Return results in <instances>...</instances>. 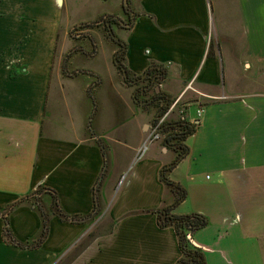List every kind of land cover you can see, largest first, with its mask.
<instances>
[{"label":"crops","instance_id":"obj_1","mask_svg":"<svg viewBox=\"0 0 264 264\" xmlns=\"http://www.w3.org/2000/svg\"><path fill=\"white\" fill-rule=\"evenodd\" d=\"M116 1L118 11H100L94 21L113 16L127 22L124 0ZM129 7L136 15L132 26L113 30L126 45L122 64L135 77L152 66L165 73L137 86L117 69L113 39V70L106 78L74 65L81 51L56 64L59 12L47 13L36 27L38 37L23 12L26 18L13 31L6 26L8 43L0 45V213L41 187L78 221L60 218L52 196L40 193L45 239L35 249L10 244L0 216V264H176V232L159 226L157 212L175 201L160 171L178 153L164 140L142 160L134 163V157L162 104L152 97L162 93L173 101L190 83L194 91L181 100L195 131L183 142L187 155L168 173L186 198L172 214L207 219L192 235L206 264H264V84L257 80L264 74V0H130ZM41 34L45 44L37 43ZM85 51V58L98 55V47L93 55ZM199 100L204 113L196 119ZM8 221L20 243L41 234L42 213L32 200L16 206Z\"/></svg>","mask_w":264,"mask_h":264},{"label":"trees","instance_id":"obj_2","mask_svg":"<svg viewBox=\"0 0 264 264\" xmlns=\"http://www.w3.org/2000/svg\"><path fill=\"white\" fill-rule=\"evenodd\" d=\"M129 1L128 0V7L126 8V11L131 14L130 21H128L127 25L124 23H121V20H119L116 17L113 16H106L104 18L99 19L98 21L94 22H87V23H82L80 25H76L71 29V33L75 31H79V28H90L93 29L99 25H103L106 31L110 34L111 39H113L116 44L119 46L118 52L114 55V62L116 64L117 69L122 73L124 79L126 82H128L131 86H137L140 82H144L147 79L151 77L152 79H157L159 75H164V70L157 68L156 66H152L149 69H147L144 73L143 76L140 77H135L132 75L122 64V60L125 54L126 50V45L123 43L121 40H119L116 35L114 34V31L112 29V26L118 22L121 23L122 25H125L127 27H131L133 24V21L135 19L134 14L130 11L129 7ZM84 37L88 38L89 41L91 42L92 45V51L91 53H88L90 55H93L96 52V42L95 39L92 35L85 33L83 35ZM81 51L80 49L73 50L72 52H79ZM158 69V70H157ZM72 74H77L72 73ZM148 87H145L146 89ZM141 91L140 88H137L135 91V97L137 99L139 92ZM89 94L91 97V87L89 89ZM151 102L161 104V107H159V113L158 116H160L166 108L170 105L172 102L170 98H168L165 94H157L154 95L151 99ZM157 116V117H158ZM171 130H175V132L171 133L167 138L165 139L166 143L170 146H173L175 150L177 151L178 155L177 158L170 164L165 165L162 167L160 171V179L161 181L169 187L175 194V201L172 205L163 208L162 210L157 212L158 216V224L161 228H167V227H172L174 231L176 232L177 238H178V245L181 251V257L180 259L176 262V264H206L205 257L201 250L196 247L192 241V239H189V236L192 237L194 232L204 228L207 225V219L199 214H190V215H174L172 214L173 208L178 205L180 202H182L186 198V191L184 188H182L180 185L170 181L168 179V173L177 166V164L187 155L188 153V148L183 144V142L194 133L195 131V124H190L186 122H174L171 125H169ZM107 166V160L104 158V170L100 178L98 179V182L96 183V186L94 188L95 190L98 189L99 184L101 182V179L103 177V174L105 172V167ZM40 193H49L52 196L53 199V209L54 212L62 219L68 221H78L76 217H68L66 214H64L58 205L57 197L56 194L46 188H41L39 187L38 190H36L33 194L11 204L6 208V210L3 213H0V216L2 217L4 221V237L6 240L17 247H20L22 249H35L40 247L42 244L43 240L45 239L48 231V218L47 214L45 211L39 206V209L42 213L43 217V225H42V230L41 234L38 237L36 241L33 243H20L18 242L14 237L11 232V229L9 227V221H8V216L11 213V211L18 206L20 203L23 201H28V199L36 198L40 195ZM96 209V207H95ZM95 211V210H94ZM91 216V215H89Z\"/></svg>","mask_w":264,"mask_h":264},{"label":"rangeland","instance_id":"obj_3","mask_svg":"<svg viewBox=\"0 0 264 264\" xmlns=\"http://www.w3.org/2000/svg\"><path fill=\"white\" fill-rule=\"evenodd\" d=\"M61 1V7L59 2ZM30 10H25V9ZM118 11L119 6L116 0H0V30H5V34L0 32V45L8 43V32L6 31V26L12 24V31L15 27V24L19 25L18 19H24L26 17L21 16L22 12L26 15H31L26 20V24L31 25L34 33L32 35L37 36L41 31L36 27L42 26V23L46 22L47 13L48 16L55 15L57 12L62 14V20L60 21L59 26V36L56 44L55 52V62L56 64L60 61V64L63 65L67 63L69 59L73 56V50L80 49L81 54H78L75 58L74 65L79 66L84 69H93L100 72L101 76L106 78L110 76V71L112 69V54L111 49L114 42L112 41L110 34L106 31L104 26L101 24L93 29L90 28H79V31L71 33V29L76 25L82 23L92 22L97 20L98 13L100 11L104 12ZM29 11V12H28ZM105 11V12H106ZM40 13V15H39ZM44 13V14H43ZM22 17V18H21ZM52 18V17H51ZM75 24V25H74ZM71 26V27H70ZM121 26V25H120ZM11 27V26H10ZM67 32V36H64V32ZM113 30H118L120 27L118 25L112 26ZM115 32V31H114ZM88 33L92 35L95 39L96 46L98 47V55L96 58L89 59L85 58L84 53L86 54L85 49L92 50L91 42L88 38L83 35ZM117 33V32H116ZM120 36V33H117ZM38 37V36H37ZM47 37L44 35L39 37V44H45ZM34 43V42H32ZM76 53V52H75ZM73 65V67H74ZM66 67V66H65ZM70 66V68H73ZM111 69V70H110ZM257 80L260 83L264 84V74L257 73ZM55 86V84H54ZM107 85L104 86L103 90L100 92L102 98L105 97ZM191 91V90H190ZM186 107V104H183L181 100L178 105V110L182 107ZM194 111L190 109V113ZM177 116V115H174ZM133 125V124H131ZM32 202L40 206L43 210L42 197L39 195L36 198L29 199Z\"/></svg>","mask_w":264,"mask_h":264},{"label":"built area","instance_id":"obj_4","mask_svg":"<svg viewBox=\"0 0 264 264\" xmlns=\"http://www.w3.org/2000/svg\"><path fill=\"white\" fill-rule=\"evenodd\" d=\"M194 91L192 87V83L188 84L185 88L184 93L187 91ZM180 95L177 99L173 100L170 105L166 108V110L148 126L147 130V135L142 142V144L137 148L135 152V157H134V163L142 160L150 150V147L159 142V141H164L167 136H169L171 133L175 132V130H171L170 126L174 122H186L190 124H194L193 120H190L187 118L186 115V107H182L181 109L178 110V105L184 95ZM204 98H210V99H215V100H226L227 97L222 96V97H206L203 96ZM204 113V102L202 100H199L196 103V112H195V117L196 119H199ZM177 115V116H174Z\"/></svg>","mask_w":264,"mask_h":264},{"label":"flooded vegetation","instance_id":"obj_5","mask_svg":"<svg viewBox=\"0 0 264 264\" xmlns=\"http://www.w3.org/2000/svg\"><path fill=\"white\" fill-rule=\"evenodd\" d=\"M125 9H126V8H125ZM127 13H128V15H129V17H128V21H130L131 14H130L129 12H127ZM128 21H127V22H122V21H121V23H124L125 25H127ZM121 23L116 22V23L114 24V26H116V25L120 26Z\"/></svg>","mask_w":264,"mask_h":264},{"label":"water","instance_id":"obj_6","mask_svg":"<svg viewBox=\"0 0 264 264\" xmlns=\"http://www.w3.org/2000/svg\"><path fill=\"white\" fill-rule=\"evenodd\" d=\"M128 7V0H124V8H127ZM198 123V121H197ZM189 239H192L191 236H189Z\"/></svg>","mask_w":264,"mask_h":264}]
</instances>
